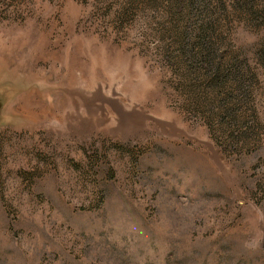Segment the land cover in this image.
<instances>
[{
    "label": "rangeland",
    "instance_id": "1",
    "mask_svg": "<svg viewBox=\"0 0 264 264\" xmlns=\"http://www.w3.org/2000/svg\"><path fill=\"white\" fill-rule=\"evenodd\" d=\"M222 1L243 95L186 69L163 11L0 0V264H264V19Z\"/></svg>",
    "mask_w": 264,
    "mask_h": 264
},
{
    "label": "trees",
    "instance_id": "2",
    "mask_svg": "<svg viewBox=\"0 0 264 264\" xmlns=\"http://www.w3.org/2000/svg\"><path fill=\"white\" fill-rule=\"evenodd\" d=\"M240 1L234 0L232 9L237 14L246 15L248 23L252 24L250 18L254 19V15L257 19H264L262 10L252 9L253 0ZM126 7L127 11L119 16L121 20L138 17L143 14L144 7L149 11H163L160 17L169 24L159 37L161 40L170 38L176 56L184 60L186 69L202 77L211 90L229 84L233 92L245 93L254 74L243 60L244 48H224L233 30L222 23L226 11L222 0H163L162 3L159 0H127Z\"/></svg>",
    "mask_w": 264,
    "mask_h": 264
},
{
    "label": "water",
    "instance_id": "3",
    "mask_svg": "<svg viewBox=\"0 0 264 264\" xmlns=\"http://www.w3.org/2000/svg\"><path fill=\"white\" fill-rule=\"evenodd\" d=\"M2 107H3V100L0 98V113H1Z\"/></svg>",
    "mask_w": 264,
    "mask_h": 264
}]
</instances>
